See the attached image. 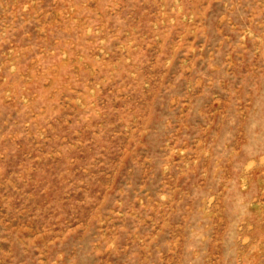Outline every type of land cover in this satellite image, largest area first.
Here are the masks:
<instances>
[{"label":"rangeland","instance_id":"1","mask_svg":"<svg viewBox=\"0 0 264 264\" xmlns=\"http://www.w3.org/2000/svg\"><path fill=\"white\" fill-rule=\"evenodd\" d=\"M0 264H264V0H0Z\"/></svg>","mask_w":264,"mask_h":264}]
</instances>
